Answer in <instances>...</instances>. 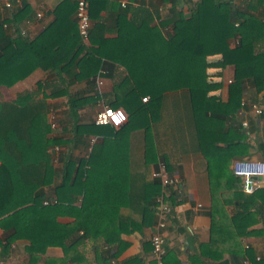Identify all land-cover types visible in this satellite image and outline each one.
Returning a JSON list of instances; mask_svg holds the SVG:
<instances>
[{"label":"trees","instance_id":"obj_1","mask_svg":"<svg viewBox=\"0 0 264 264\" xmlns=\"http://www.w3.org/2000/svg\"><path fill=\"white\" fill-rule=\"evenodd\" d=\"M7 1L10 5L4 6L8 14L0 18V85L11 86L37 68L62 73L77 67L78 79L95 74L98 60L92 58L90 51L94 49L90 50L79 35L74 13L76 0L72 3L62 0L54 8L56 18L33 39L20 31V23L28 12L27 4L14 7V0ZM87 1L91 20H97L106 0ZM168 2L169 15L159 19L158 25L151 24L157 13L144 6L135 8L140 13L137 20L128 18L133 9L128 4L118 12L116 43L121 44L123 37V66L128 73L123 90L136 94L135 98L126 99L128 123L114 127L95 124L94 119L83 122L78 109L88 102L87 98L68 94L67 114L73 137L97 134L102 135V142L95 144L89 155L78 162L65 160L61 181L50 193L45 188L58 173L53 165L52 148L60 144L61 138L50 134L53 129L48 122L51 110L45 98L48 94L37 96L36 91L44 88V84L37 82L36 90H26L13 100L0 101L1 254L19 239L29 242L25 249L30 255L41 253L48 246H60L69 255L86 240L102 239L108 247L117 246L113 252L116 256L124 247L121 235L153 216L155 199L160 194L159 180L146 170L131 169L127 147L123 144L126 131L134 128L141 113L151 111V103L160 104L167 91L184 89L195 113L198 112L196 101H203L202 112L210 111L220 123V119L240 107L247 85L255 95L264 90V0H247L244 9L236 7L232 0H191L187 14L181 8L187 0ZM65 4H70L65 19L71 26V36L63 42L53 31L62 22L60 12L66 8ZM167 24L171 31L165 33L163 28ZM102 30L100 24L93 23L88 38L91 45L96 42L94 32ZM231 39H237V43L230 45ZM213 54H219L223 64L234 67L225 102L205 99L206 57ZM113 59L122 62L118 57ZM65 91V84H61L49 95ZM145 95L149 97V104L143 105L140 100ZM257 117L264 130V108L256 115V122ZM57 122L59 126L55 130L61 126L58 116ZM140 123L149 127V117ZM238 129V141L243 143L246 135L242 120L238 122ZM212 181L210 239L202 244L201 254L211 257L216 264H226L221 261L223 253L243 255L241 237L259 231L247 230V227L260 219L264 222V186L253 193H244L241 179L229 173L223 180V188L230 194L219 198L224 203L235 204V212L229 215L222 204L217 205L216 193L221 189V181ZM65 214L73 220L58 221ZM190 257L193 264H203L199 255ZM253 264H264V258Z\"/></svg>","mask_w":264,"mask_h":264},{"label":"crops","instance_id":"obj_2","mask_svg":"<svg viewBox=\"0 0 264 264\" xmlns=\"http://www.w3.org/2000/svg\"><path fill=\"white\" fill-rule=\"evenodd\" d=\"M6 1L0 0V18L8 14L4 6ZM61 1L14 0V7L23 3L28 6L27 15L20 23V31L30 39L35 38L56 18L54 8ZM73 1L71 0L70 3ZM105 2L106 5L99 11L97 20H91L92 27L93 23L97 22L103 30L94 32L96 42L93 45L88 40L83 41L89 49L100 52L96 54L90 49L92 58L98 60L99 64L95 74L78 79L75 76L78 72L77 67L62 73L37 68L11 86L0 85V101H9L23 91L36 90L37 82L44 84V88L41 87L39 91H36L37 96L42 97L43 93L48 94L45 98L50 104V112L61 119L60 129H53L50 133L59 136L61 142L57 145L59 148L57 153L52 148L56 153L53 154V165L58 173L51 185L45 188L49 189V193L53 186L61 181V168L65 160L78 162L89 155L95 144L102 142V135L97 134H80L73 137L69 129L71 121L67 114L68 94L87 98L88 102L78 109L80 120L83 122L94 119L96 112L104 106L112 107L111 105L118 104L117 106L126 112L125 108L128 106L126 99L136 97L133 92L123 90V82H126L128 77L127 70L123 66V37L121 44L116 43L119 39L116 30L117 14L123 6L121 0ZM232 2L239 9H244L247 0H232ZM186 3L183 2L181 7L184 14L189 12L188 4L191 0H187ZM127 4L134 9L128 13V18L131 20L139 19L140 13L135 10L138 6H144L152 13H157L153 16L152 25H158L159 19H166L169 15L168 0H128ZM65 6L66 8L60 12L62 22L53 31L54 35H58L63 42L71 36V26L65 19V13L70 8V4ZM37 12L42 14L40 18L35 16ZM163 31L170 32V25L167 24ZM9 32H13V28H9ZM233 41L234 39H231L229 44L233 45ZM117 57L122 62L113 59ZM233 75L234 67L223 64L219 54L208 55L205 99L212 102H225ZM61 84H65L66 93L49 95L53 88ZM253 100H255L253 104L264 108V90L255 95L247 85L240 107L235 113L220 119L221 122L218 123L210 111L205 114L202 112L203 101H196L198 112L195 113L188 92L179 89L167 91L160 104L151 103L152 110L148 112L144 110L141 113L134 128L126 131L123 139L131 169L139 172L146 170L151 177H154L153 170L157 168L159 162H163L167 173L177 178L179 183L166 187L160 184V194L155 199L153 216L145 224L121 235L124 247L116 256H113V252L117 251V246L108 247L102 243V239L94 242L86 240L69 255H66L60 246H48L43 252L30 255L25 249L29 242L19 239L10 245L6 253L0 252V264H151L150 237L158 229L157 222L160 215L158 203L161 198L170 205L166 225L162 230L165 239V264H193L190 257L193 254L199 255V260L203 261V264H216L217 261L201 254L202 244L210 239L212 180L221 181L219 186L221 189L216 193L217 205L222 204L226 212L232 215L235 212V204L224 203L219 198L221 195L229 196L230 194L228 189L223 188V180L232 173L233 161L242 157L264 160V130L261 119L257 117V122L255 121L258 114L251 108ZM140 103L149 104L148 95L141 96ZM220 109L228 110L227 107ZM148 117L150 125L145 128L140 122ZM241 120L246 135L243 143L238 141L240 138L238 122ZM127 123L126 121L123 126ZM231 140L233 141L229 142ZM235 142L239 143L234 144ZM263 186L264 177L258 180L255 190ZM72 220L73 218L67 214L58 217V221L62 223ZM247 230L259 231L241 237L245 253L237 256L226 252L223 253L221 261L226 264H253L254 261L264 258V222L261 219L252 222ZM2 234L3 231L0 228V238ZM204 250L207 251L205 247Z\"/></svg>","mask_w":264,"mask_h":264},{"label":"built area","instance_id":"obj_3","mask_svg":"<svg viewBox=\"0 0 264 264\" xmlns=\"http://www.w3.org/2000/svg\"><path fill=\"white\" fill-rule=\"evenodd\" d=\"M128 0H121V5L124 7ZM5 6H9L10 2L6 1ZM40 18L42 14L37 12L35 15ZM75 18L79 35L83 41H87L89 38V31L92 27V21L89 15V5L87 0H76ZM237 43V39L233 41V44ZM146 100V98H143ZM251 108L256 114L262 113V108L256 104H251ZM127 120L126 112L120 107L104 106L98 110L94 116V122L96 124H110L114 127L123 125ZM48 122L51 129L58 127L56 114L49 112ZM55 152H58V146L53 147ZM54 152V153H55ZM55 153V154H56ZM232 173L241 179V190L245 193H252L258 186V180L264 177V160L242 157L235 159L232 163ZM152 175L159 180L162 186L176 185L179 180L173 176H170L165 168L163 162H159L156 169L153 170ZM46 203V201H44ZM160 215L157 222L158 229L150 237L151 245V264H163L165 255V239L162 233L163 228L166 225V218L170 212V205L162 198L159 199Z\"/></svg>","mask_w":264,"mask_h":264}]
</instances>
